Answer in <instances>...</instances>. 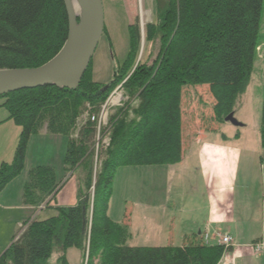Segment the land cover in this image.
I'll return each instance as SVG.
<instances>
[{"label":"trees","instance_id":"16d2710c","mask_svg":"<svg viewBox=\"0 0 264 264\" xmlns=\"http://www.w3.org/2000/svg\"><path fill=\"white\" fill-rule=\"evenodd\" d=\"M154 2L155 20L145 25L143 39L146 48L157 47L150 63V53L136 63L141 37L131 24L126 61L109 84L93 81L90 62L75 90L44 86L0 96L5 121L20 128L12 162L0 164V193L20 175L29 139L42 131L67 138L64 176L81 173L76 203L51 208L62 182L50 166L29 169L22 205L54 214L23 222L0 264H50L54 248L61 251L55 264H69L67 249L78 250L87 264H219L231 251L194 241L180 247H128L127 227L107 215L118 168L180 163L184 88L206 87L214 122H224L247 89L261 44L264 0ZM67 33L63 0H0V70L42 66L60 51ZM118 86L128 101L98 128L96 118ZM259 128L264 148V91Z\"/></svg>","mask_w":264,"mask_h":264},{"label":"rangeland","instance_id":"374dc122","mask_svg":"<svg viewBox=\"0 0 264 264\" xmlns=\"http://www.w3.org/2000/svg\"><path fill=\"white\" fill-rule=\"evenodd\" d=\"M101 1L103 5L105 33L102 35L92 57L90 73L93 81L101 84H109L113 79L114 72L121 68L122 64L126 61L129 52L128 26L136 24L139 28V33L140 27L143 26V40L145 25L155 20V2L154 0ZM259 32L261 44L256 52V60L253 64L247 89L245 93L236 100L233 109V117L239 124L238 126H233L225 122H214L211 110L213 101L206 87H185L182 93L181 105L184 153L182 164L174 168H168V170H161L160 172L159 167L153 166L121 167L116 170L113 178L108 216L113 221H121L126 210L135 209L139 212L137 218L140 222V228L137 233H132V236L128 240V244L131 246L145 245L159 247L164 245L165 247L166 241L170 240L168 236L169 232H171L173 237L172 246L180 247L183 243L182 239L179 238V233L188 231L191 222V216L188 212L195 207L197 211L196 216H198L197 220L200 221L202 225L205 224L206 219L202 211L204 206H207L206 183L201 172L195 173L191 170L193 165L195 163L198 165L200 161V157L197 154L198 151H196L195 154L193 149L194 147L196 149L197 146L199 148L200 144L197 145V143L202 142L204 137H206L204 142L211 143H222L224 142L222 136L225 138L228 137L229 140L226 138L227 141H225L226 143L224 144L228 146L229 149L239 152L237 157L238 170L236 173L237 177L235 178L234 190L236 193L243 190L246 192L247 201L252 211L251 215H249L250 223H252V219H254L255 201L257 199V194H259L261 222L262 212L264 210L262 199L264 194V148L261 145L259 127L261 100L264 91V13ZM145 48L146 46H144L143 40L142 43L140 42L139 55L136 63L139 59L146 60L149 53L152 58L148 60L147 63L153 60V57L157 53V47L148 45V47ZM120 87L121 86H118L116 88L117 90L115 89L116 92H114V90L110 94V96L112 95L113 97L110 99L111 106L109 105L107 107V100L110 96L105 101L106 115H108V113H113L116 107L128 101V98L125 97ZM116 96L120 99L119 105L112 106L114 105L113 100ZM4 115H6V112L0 109V120ZM83 119L84 117L82 120ZM82 120H78L76 125L79 126ZM76 131L73 136H75ZM1 136L3 138V134H1ZM7 136H9L7 138V140H9L10 134L6 133L5 137ZM17 141L13 147L10 158L6 160L8 163L5 161L2 163L9 164L12 162ZM66 143V137L49 136L47 134L43 137L35 135L29 139L24 168L20 175L15 178L16 180L12 182V185L5 190V197L12 200L9 204L14 205L16 202L19 203V192L20 190L22 191L24 182L27 181V172L32 167L50 166L55 170L58 178L64 175L62 160ZM108 143L109 141L107 139L102 140L103 145ZM224 168L226 169V167ZM80 175L81 173L77 171L76 177L79 179V187ZM159 187L163 190L162 192L164 194V191H166L167 194L166 202L164 203L166 209H161L160 213L165 214L167 220L171 215L172 219L175 218V221L172 228L169 224L164 226L163 223H161V226H164L161 231H158L157 234L148 235L145 229L142 228V216L143 212L148 209L147 205L152 204L156 207V205L159 204L158 202L165 200L163 197L158 198V196H153V191L157 190ZM9 193H11V195ZM2 197L3 196H0V205L4 199ZM173 208H184L183 214L181 215L177 213V211L176 214H173ZM17 217V212L11 214L9 212L5 213L0 206V255L8 247L11 238L20 230L19 228L22 226L20 224L25 219H18ZM197 220L192 219V222H196ZM247 229L250 230L246 231ZM252 229V224H246L245 231L248 237L253 235L254 230ZM201 230L203 232L204 228ZM207 230L208 229H206V231ZM190 233L196 234V231L190 230ZM262 234L264 235V232ZM213 237L219 242L222 235H220V233H215ZM202 242L204 243L203 237ZM261 243L264 244V242ZM205 244L212 246L215 245L216 242L212 239L211 241L207 240ZM231 247L232 246H229V248ZM262 251H264V249L258 252H254L253 250L255 253L254 255H259ZM60 252L59 249L54 248L48 262L50 264H55ZM65 256L69 264H87V257L83 259L78 250L67 249Z\"/></svg>","mask_w":264,"mask_h":264},{"label":"crops","instance_id":"0c3cea01","mask_svg":"<svg viewBox=\"0 0 264 264\" xmlns=\"http://www.w3.org/2000/svg\"><path fill=\"white\" fill-rule=\"evenodd\" d=\"M6 117L7 114L4 115L0 120V164L4 161L7 162L6 160L10 158L13 147L16 141L18 140L17 138L20 132V128L15 126L11 121H5ZM6 133L10 134L9 140H7L9 136L5 137ZM1 134H3V138ZM36 136L43 137L46 136V133L45 131H42ZM205 138L206 137L202 139V142L197 143V145L200 144L199 148L197 146L196 149L195 147L193 149V152L195 154L196 151H198L197 154L200 157V161L198 165L195 163L191 170L195 173L201 172V175L203 176L204 181L206 183L207 206H204L202 211L206 222L204 225H202L201 222L197 220L198 216H196V207L189 211L188 214H190L191 216L189 229L187 232L179 233V238L182 239L183 243L181 246H184L185 244H187V242L189 243L190 241L202 242L203 234L208 235V241L214 239L216 244H218L217 240L213 237V235H215V233H220V235L222 236H228L232 238V247L231 251L229 253H226L222 257L219 264H264V251H262L259 255H254L255 253L253 252L254 245H257L262 242L260 240L263 236L262 233L264 232L263 215L260 222L261 212L259 194H257V199L255 201V211L253 216L254 219H252L253 222L250 223L249 215H251L252 211L247 201L246 192L243 190L239 193H236V191L234 190L235 178L237 177L236 173L238 170L237 157L239 152L236 150L229 149V147L224 144L227 140H224V142L222 143H211L204 142L206 140ZM226 138L229 140L228 137ZM183 160L184 153L182 146V158L180 163L172 166L159 167V172L165 169L168 170V168L180 166ZM224 167H226V169ZM57 179L58 181L62 182V188L56 194L54 199L50 202L49 207L55 208L73 206L76 203V195L79 189V179H77L76 173L73 175H62L59 178L57 177ZM14 180L12 182H14ZM12 182L9 183L0 193V196H3L2 198H4L0 206L2 207L5 213L9 212L11 214L13 212H17L18 219L25 218L20 225H22L23 222H25L27 219L32 218L34 216L39 219H45L54 214L53 210L51 209L48 210L44 208H39L38 210L34 211V209L32 208L24 207L21 202V190L19 192V203L15 201L16 203L14 202V205L9 204L12 200L6 198V195L4 194H6L5 190L6 188L12 185ZM162 191L163 190L159 187L157 190L153 191V196H158V198L163 197L165 200L158 202L159 204H157L156 207L152 204L147 205L148 209L143 212L142 228L145 229V232L148 235L154 233L157 234V232L161 231L162 227L166 226L167 224H169L172 228L173 223L175 221V218L172 219L171 215L167 220L165 214L160 213L161 209H166L164 203L166 202L167 194L166 191H164L166 194L165 196ZM9 194L11 195V193ZM183 210L184 208H173V214H176L177 211V213L182 215ZM262 213L264 214V210ZM108 214L109 205L107 215ZM138 215L139 212L137 210L129 209L126 210L123 218H121V221L114 220L117 223L125 225L127 227L128 233L130 235L128 240L132 236V233H137L139 231L140 222L137 218ZM192 219L197 221L192 222ZM161 223H163L164 226H161ZM246 224L253 225L252 230H254V233L251 237H248V234L246 233V231H249L250 229H247L245 231ZM203 228L204 231L202 232L201 229ZM205 228L208 229V232ZM190 230L196 231V234L190 233ZM168 237L170 240L166 241V246H172L173 237L171 232H169ZM128 240L126 242V245L128 247H156L145 245L131 246L130 244H128ZM159 247H164V245ZM58 257L59 254L57 258Z\"/></svg>","mask_w":264,"mask_h":264},{"label":"water","instance_id":"95a60500","mask_svg":"<svg viewBox=\"0 0 264 264\" xmlns=\"http://www.w3.org/2000/svg\"><path fill=\"white\" fill-rule=\"evenodd\" d=\"M63 1L68 33L62 48L38 68L0 70V96L44 86L77 89L103 35V5L101 0H78L81 12L74 16L67 0ZM142 30L143 26L140 27L141 43ZM224 122L239 125L233 113L227 115Z\"/></svg>","mask_w":264,"mask_h":264},{"label":"built area","instance_id":"2783aa9c","mask_svg":"<svg viewBox=\"0 0 264 264\" xmlns=\"http://www.w3.org/2000/svg\"><path fill=\"white\" fill-rule=\"evenodd\" d=\"M116 90H117V89H116ZM116 90H115L114 92H116ZM111 98H113L112 95H111V96L109 97V99L107 100V107L111 104V102H110V99H111ZM116 98H117V101L114 102V105H112V106H117V105H119V100H120V99H119L118 96H116ZM116 98H114V100H115ZM114 100H113V101H114ZM110 106H111V105H110ZM105 107H106V105L104 104V105L102 106V108H101V111H100L98 117L96 118L98 128H100V126L105 125V123H106V117H107L106 114H107V111H106ZM94 120H95L94 118H91V121H94ZM106 145H107V144H106ZM262 199H263V204H264V194H263ZM207 239H208V235H207V234L203 235L204 243L207 242ZM205 240H206V241H205ZM218 244H219V245L226 246V247H229V246H231V244H232V239H231L230 237H228V236H222L221 239H220V241L218 242ZM261 249H264V244H263V243H259V244H257V245H254V249H253L254 252H258V251L261 250Z\"/></svg>","mask_w":264,"mask_h":264},{"label":"bare ground","instance_id":"6f19581e","mask_svg":"<svg viewBox=\"0 0 264 264\" xmlns=\"http://www.w3.org/2000/svg\"><path fill=\"white\" fill-rule=\"evenodd\" d=\"M67 2H68L71 13L74 16L79 15L81 12V9H80V5L78 3V0H67ZM116 101H117V98L113 102H116Z\"/></svg>","mask_w":264,"mask_h":264}]
</instances>
